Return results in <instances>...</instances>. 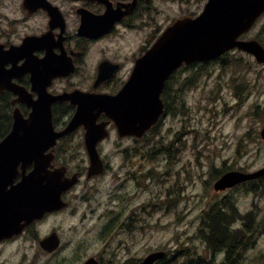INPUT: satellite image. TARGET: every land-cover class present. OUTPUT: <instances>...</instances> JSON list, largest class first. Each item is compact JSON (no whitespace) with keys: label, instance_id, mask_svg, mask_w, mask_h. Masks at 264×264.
<instances>
[{"label":"rangeland","instance_id":"rangeland-1","mask_svg":"<svg viewBox=\"0 0 264 264\" xmlns=\"http://www.w3.org/2000/svg\"><path fill=\"white\" fill-rule=\"evenodd\" d=\"M207 1L157 0L159 14L150 24L163 31L179 17L200 14ZM154 29L143 30L145 44ZM138 37L120 43L131 46ZM245 37L262 38L264 43V15ZM225 60L223 66L216 63L200 71L189 68L172 81L177 94L174 110L149 135L152 145H144L148 153L139 164L143 175L139 183H123L126 167L114 155L108 161V172L77 188L74 197L88 193L89 202L76 200L73 215L68 212L50 218L38 227L40 237L58 231L65 241L58 253L47 254L27 234L14 245L0 246V264H74L72 250L79 251L77 259L83 262L92 255L126 261L157 250L166 251V264H196L211 258L199 233L198 217L203 208L228 197L214 190V175L217 170L254 171L264 166V64L242 51L230 52ZM80 137L81 132L69 139L77 144ZM110 144L105 147L114 152L116 147ZM83 148L81 144V153ZM84 160L70 164L83 167L88 165ZM133 169L138 172L137 166ZM118 170L121 177L116 175ZM250 189L251 184L239 190L238 194L248 195L236 199L241 206L255 202L258 215L264 211V184ZM257 230L254 246L243 253L240 264H264V224Z\"/></svg>","mask_w":264,"mask_h":264},{"label":"flooded vegetation","instance_id":"flooded-vegetation-1","mask_svg":"<svg viewBox=\"0 0 264 264\" xmlns=\"http://www.w3.org/2000/svg\"><path fill=\"white\" fill-rule=\"evenodd\" d=\"M156 4L157 0H0V144L13 128L15 113L22 114L24 118H32L40 112L51 110L54 130L59 132L68 126L78 110L75 103L77 95L117 94L130 80L137 60L146 54L162 33L159 28L151 25L155 23L156 15L159 14V11L155 10ZM105 15L120 18L111 28H107L108 20L105 19ZM100 19L101 23L98 22ZM145 28H155L154 36L151 40L148 39L146 44L143 31ZM105 29L109 30L100 34ZM136 34H139V37L133 45L120 43L133 38ZM225 59L226 56H223L215 62L223 66ZM102 65L105 66L104 73L108 77L95 88ZM205 65L208 67L209 64ZM163 99L168 110L169 105L172 107V75L166 82ZM108 119L102 114L98 122ZM159 124L158 122L142 137L135 135L121 137L115 122L110 120L108 124L110 136L97 144V150L105 163L104 172L110 170L108 161L115 155L122 167H126L123 183L128 180L139 183V179L143 177L139 173L141 170L139 164H142L145 158L144 145L151 132L155 134V128ZM79 132L82 133V137L78 139L79 143H71L69 138ZM85 132L83 125L78 127L69 135L56 139L55 144L41 155L51 158L49 171L65 167L64 177L76 178L72 187L62 193L63 202L67 205L46 213L43 218L27 225L20 234L2 240L0 246L14 245L29 234L38 240L40 247L47 254L58 253L63 248L65 241L58 231L51 230L49 235L40 237L38 227H42L50 218L68 212L73 215L76 200L89 202L91 199L88 193L79 194L78 199L74 197L78 194L76 190L81 184H89L91 180L100 176H89L91 160ZM109 143L115 145L114 152L105 147ZM81 144L84 146V154L81 153ZM82 158H85L84 161L88 162V165L81 167L70 164ZM134 160H137L136 165ZM134 166H137L138 172H134ZM34 167L35 164L32 163L24 173L20 165L15 182H19L25 174L33 171ZM230 170L249 172L233 168L218 170L219 177ZM116 175L121 177L122 173L118 170ZM249 184L250 191H253L264 184V176L216 191L217 194L230 196L233 200L225 197L211 207L203 208L198 220L199 225L203 227V240L211 254V258L205 256L207 261L204 259L203 264H240V249L248 250L254 246L253 239H256L257 227L264 224V211L255 215V202L241 206L237 200L248 195L238 192ZM235 190L236 192L231 194ZM261 192L264 193V190ZM170 200L172 208V197ZM80 219L82 222L85 221L86 214ZM214 222H217V227H213ZM125 225L126 222L120 228ZM220 231H223L224 235H220ZM55 232L59 235V245L50 251L42 245V241ZM72 254L74 264L78 261H82V264H141L144 259L122 261L115 256L106 261L92 255L83 262L77 259L80 257L78 250H72Z\"/></svg>","mask_w":264,"mask_h":264},{"label":"water","instance_id":"water-1","mask_svg":"<svg viewBox=\"0 0 264 264\" xmlns=\"http://www.w3.org/2000/svg\"><path fill=\"white\" fill-rule=\"evenodd\" d=\"M263 12L264 0H208L198 16L177 18L137 60L130 80L117 94L77 95L78 110L62 131L54 130L51 110L32 118L15 113L13 128L0 144V240L20 233L44 213L66 206L61 195L72 187L76 178L64 177L65 167L49 171L51 158L41 157L56 139L83 125L91 160L89 176L102 173L105 167L97 144L109 135L110 120L115 121L120 136L142 137L163 114L161 95L167 79L178 68L212 60L235 48L253 54L259 63H264V45L257 39H240ZM119 18L105 15L107 28ZM101 19L98 22L101 23ZM104 69L102 65L95 88L108 77ZM102 114L110 120L98 122ZM262 135L264 137V131ZM32 163L35 164L33 171L13 185L20 165L25 173ZM261 175H264V168L252 173L230 171L215 183V188L225 189ZM58 243L56 234L42 241L50 250ZM164 255V251L153 252L141 264H155Z\"/></svg>","mask_w":264,"mask_h":264},{"label":"trees","instance_id":"trees-1","mask_svg":"<svg viewBox=\"0 0 264 264\" xmlns=\"http://www.w3.org/2000/svg\"><path fill=\"white\" fill-rule=\"evenodd\" d=\"M200 67H201V66H198V67H195V66H194V68H199L198 71L201 70ZM193 70L196 71V69H193ZM175 99H177V95L174 94V90H173V88H172V102H173V105H174ZM173 105H172V111L174 110ZM151 143H152V142H149L148 145H151ZM145 153H148V150H147V149L145 150L144 154H145ZM146 155H149V154H146ZM218 174H219V171L217 170V173H216L215 175H218ZM217 216H219V215H217ZM222 217H223V216H222ZM217 226H218V225H217V222H214L213 227H217ZM219 233H220V235H224L223 231H220ZM172 258H174V256H172Z\"/></svg>","mask_w":264,"mask_h":264},{"label":"bare ground","instance_id":"bare-ground-1","mask_svg":"<svg viewBox=\"0 0 264 264\" xmlns=\"http://www.w3.org/2000/svg\"><path fill=\"white\" fill-rule=\"evenodd\" d=\"M136 228V227H135ZM142 230V229H141ZM120 241V240H119ZM117 244V243H116ZM106 248V247H105ZM104 249V248H103Z\"/></svg>","mask_w":264,"mask_h":264}]
</instances>
